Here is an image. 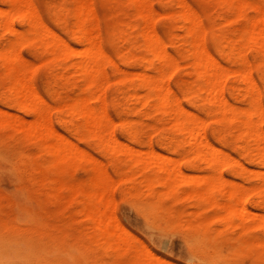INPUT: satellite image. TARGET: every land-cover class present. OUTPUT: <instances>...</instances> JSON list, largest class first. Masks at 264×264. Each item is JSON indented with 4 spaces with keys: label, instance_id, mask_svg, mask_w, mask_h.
Masks as SVG:
<instances>
[{
    "label": "rangeland",
    "instance_id": "1",
    "mask_svg": "<svg viewBox=\"0 0 264 264\" xmlns=\"http://www.w3.org/2000/svg\"><path fill=\"white\" fill-rule=\"evenodd\" d=\"M24 1L27 3L28 0ZM76 1L77 0H29L28 4L32 5L35 10L34 12L37 13V19L39 17L38 21H41L40 25L42 24L44 28H48L49 31L51 30L54 32V34L61 38H59L61 41L64 39V42L72 48L79 49L82 48L81 42L76 39L73 33L74 22L76 20L74 17V13L76 12L74 5H77ZM78 1L84 2V0ZM133 1L134 0H85L87 4H91L94 13V16L91 13L88 14V19L90 21L87 20L86 27L89 30H93L91 31L93 36L94 33H97V35L95 34V41H98L99 50L101 52L104 51L103 53L105 54L104 56L102 53V59L101 57L99 59L95 58L93 61L96 63V60H99L97 66H99L100 71L104 72L106 76H104V73L102 74L106 81L104 82L103 77L102 80L104 84L101 80V88L103 87V90H100L101 93L99 94L102 96V99L99 96V100L101 99L100 101L103 103V107L98 106L101 105L98 98L89 100V105L96 110L97 115L103 116L102 110H104L106 117H108L107 119H109L111 123L106 127L108 135L110 134L118 140V142H124V144L135 148L140 147L141 149H148L149 147L147 148V146L150 143V148L153 147L154 149H152L155 152L178 159L177 162L180 161L178 163L179 168L181 170L184 169L183 171L185 172L187 170V173L205 175L210 172V169L204 162L198 160L194 161L191 156H186L187 158L182 157L185 156V147L179 140L180 135L174 130L171 124L163 122L166 121V118L164 119L162 113L153 106L154 102L150 101L148 105L144 104L143 106V103L136 101L138 100L137 98H139V95L140 97L145 95L147 89L139 84V80L135 77V72H146L149 76H158V62L155 61L154 65L150 66L145 59L146 51L144 47L140 45V32H142L143 26H149L146 25V21H148L147 24L152 22L150 20L145 21V18H149L146 14L148 13L151 20H153L152 29L154 28L153 30L155 32H152L160 39L161 46H163L165 52L170 55L176 63L173 68L174 70L172 69L173 71L171 70L172 72L169 75L167 74V79L165 78V80H167L165 81L166 85H169L168 88L170 91L173 90L171 92L172 96L176 101L178 100L177 102L180 105L177 104L180 107L182 106L184 110H187L193 115L195 114L194 116L200 118L202 123L203 121L205 122L202 124L203 132L202 127L201 132L205 137L204 139H207V142L210 141L209 143L220 148L222 152L230 157L232 162L237 161V165L241 163L239 166H235L232 163H228L229 165L227 163H221V166L219 167L220 174L222 175L221 177L225 181L229 179L230 183L235 184L237 187H246L249 191H251L250 188L252 189V186L254 189L257 188V186L259 187L262 182L256 177L255 172L257 170L263 172L264 165H261L258 162V164H256L255 160H258L256 158H254L255 160L251 158L253 155L251 142L241 138L243 134L242 129L239 130L238 127V129L236 127L232 128V124L229 121L219 120L215 115L208 114L207 109L209 105L205 108L207 103L202 97H199L200 99L197 97L199 96L198 91H196L198 88V84L196 83L197 78L189 67L191 63V59L187 58L189 45L186 36L184 35V23L180 20L178 14V9H180L178 6V0H146V2L148 1L147 6L146 4H143L146 6L145 13L144 6L142 10L144 16H147L143 18L145 22L142 21L143 13L141 14L138 13L139 11L137 12L136 2ZM180 1L183 3L184 0ZM73 2H75V4H73ZM184 2L186 3V7L189 6L191 11L194 10L193 13L195 12V16H198L196 19L199 20V23L197 21L196 24H200L202 27L203 32H199L201 35L203 34V39L199 34L198 37L200 38L196 37L200 39V43H198L201 45L202 42L203 46H201L204 47L205 51L211 56V58L215 59L221 69L224 67L223 70H227L228 74L230 72L232 73L235 69V71H237L239 66H241L239 65L240 61L238 60L239 53H242V55L244 54L243 56L246 58L247 63L252 66L250 67V75L255 86L252 97H255L256 91L258 96L256 95L255 99H258V103L261 106L260 108L264 111V77H262L264 76V51L257 46L256 48L253 47L246 41H242L243 39H246H241L242 37L239 36L246 23L251 18H255L258 15L254 12L255 8L252 5H256L259 9L261 8V27L264 29V0H239V2H243V4L247 3V5L241 10L243 14L241 13L239 16L240 18L236 19L233 17L232 7L228 2L225 4V0H185ZM36 4H39V7L33 6ZM7 6L6 0H0L1 9H5ZM88 8L90 9V6ZM2 18L3 16L0 13L1 22ZM10 21V23H12V28L15 29L16 32L19 31L17 36L20 39V43L18 42L16 34L14 35L13 32L11 33V30H2L0 26V51H4L12 44L13 47L14 43L18 42V45L15 44L17 50L15 46L14 50L19 51V53L17 52L18 57L19 55L22 57V60L19 62L23 63V65L27 62V65L25 64L24 67L26 66L25 71L28 72L23 71L22 76L24 77L23 79L25 83H28L30 87L32 86L31 91H33V95L36 96V100L39 101L40 99L39 102L36 101V106L43 110V117L47 118L45 115L49 113L47 119H49L52 128L58 134L61 133L60 135L62 137L73 141L79 152L85 151L91 155L89 156L92 157L95 162L102 163V169H105L104 172L107 173V177L109 180H112L110 185H107L109 187L108 195H110L109 198L112 200L109 208V213L113 216L111 217L113 219H111L112 222L116 220V224H120V226L128 232L129 236L131 234L132 237H135V240L137 239V241L134 240L135 243L140 245L143 244L145 247H142L154 254L157 259H166L171 264H187V261L190 259L195 261V264H224V262L225 264H242V262L243 264H259V261L256 260L253 253L254 249H252L253 255H251V252L250 254L244 252L245 254L242 253L239 256H234L231 253L233 250L232 247L236 244L237 246L240 245L238 249H242L246 247V242H256L264 239V229L262 227H255V229H252L254 227L253 224H251L252 221H250V223L249 221H245L246 226L243 224V228L242 223L244 222H239L241 220L237 219L232 221L230 226L225 227L226 225L224 224L229 225V223L220 222V208L218 210L216 207L198 206L200 202L193 201L189 195V198H187V196L183 198L182 195L185 196V193L178 197L175 195L168 196V198H165L166 196L162 197V194L160 193L165 194L168 189L157 185H154L156 190L153 185H140L144 189H140L142 194L139 195V197L134 195L133 190L131 194H124V186L117 184L120 179L119 168L120 171H125L126 167H129V161L124 159L122 155H116L115 157L110 155V152H108L109 150L106 151L98 140L85 135V132L83 131L84 129L81 127L79 120L69 117L63 108L58 111V107L65 106L70 99L72 100L73 98H76V96L79 98L84 95L81 91L84 89L85 79L79 75L74 76V74H72L73 71L71 69V64L74 63L75 59L72 57H60L45 50L39 41L33 39V28L22 22L19 15L14 14ZM123 25H126L124 27L126 30L120 32L119 29ZM198 29H200L199 26ZM52 32L48 33L51 34ZM211 33H213V35H211L212 38L210 37ZM230 42L232 43L228 44ZM234 47L236 54L234 51L232 52L236 56L240 48L237 57L233 53H230V48L233 49ZM225 48H227V51ZM133 54L134 57L130 59V56ZM93 61L92 65L95 66L96 64ZM19 62L14 64L15 67L24 70L23 65L21 63L19 64ZM100 62H102V67L100 66ZM254 65L256 66L254 67ZM116 68L122 70L123 73L128 75L130 80L120 82L122 73ZM259 72H263V75L261 76ZM231 73L229 75L224 73V75H226L224 78L223 75H221L220 80L221 83L223 82L220 84L222 91L221 95L233 109H247L249 107L248 105H250V99L245 92H242L244 91L243 87L245 86V83L237 77V74ZM61 74H65L66 76H61ZM260 76L262 77V80ZM13 81V76H7L4 73V66L0 59V110L8 115L1 114L5 118L6 116H9L10 120H16L18 116V118L20 117V120H25V122L29 120L30 122L32 120V113L30 110L22 108ZM192 86L194 90L192 89ZM185 89L187 90L185 91ZM131 92H134L133 94L136 96ZM127 93H131L129 97L133 95V99L136 100L132 101V97L129 98L128 96L126 97L123 95H128ZM244 94L246 96L243 98ZM20 100L22 101V97H20ZM56 107L57 109H55ZM126 110L128 111L126 112ZM105 114L103 117H105ZM120 119H124L123 121H125L127 126L133 124L131 125L132 127L135 125L136 133L134 132V128L132 129L130 126L127 127L124 125V122L121 124ZM23 121L20 123L24 124L25 122ZM11 125L6 126L0 124V264H2V260L3 264H16L17 262V264H67V262L68 264H80L81 260H83L81 264H85V262L88 264V262L90 263L91 261L93 262L97 260V263L99 264H114V261H112L113 259L108 260L104 257L96 258L94 254H90L83 248V244L81 245L87 237L94 235L93 225L88 222L81 211V203L79 200H82V197L77 199L74 190L60 189V186L58 185L56 189L54 188L55 190L51 189L53 186H50V184H52L51 180L55 177L56 173L54 167L49 165L45 166L43 171H46L48 176L46 181L42 182L39 178L37 179V177L33 175L32 164L35 160L39 158L45 161L47 158L42 140L30 136L28 138V136L24 135L19 129L17 131L16 128V131H14L15 129H13V126L10 127ZM127 128H129L131 132L126 131ZM260 128L264 130V121L260 124ZM231 129H234V131ZM231 132H234L235 134ZM239 132L241 134H239L238 138L237 133ZM128 133L131 134V137H129L130 135ZM45 134L47 135V133H44V135ZM75 136L77 138H82L77 139ZM240 138L241 141L239 142L238 139ZM173 140L177 143L179 142L180 145L176 146L175 143H172ZM172 144L174 150L168 151L171 149L170 147ZM238 147L239 149H237ZM241 147L246 153L240 150ZM176 152H178V154ZM180 152L182 153V156ZM248 154L251 157H248ZM150 172H153V170ZM91 177L92 171L89 164H81L74 161L73 166L71 164V167L63 180L68 183H80L82 184L81 187L84 190H87V188L91 186L87 185L90 182ZM137 178L140 179L141 176L138 175ZM140 186L138 185L139 188H141ZM227 188L228 185H224V188H222L223 190L216 193V198L220 200V202L227 201ZM149 190L156 191V193H159L157 195H160V197L164 199L162 202L164 209H168L167 207H169V209L179 208L176 210H181L180 212L183 211L188 214L189 211H191L192 214V212L194 213V211L197 210L201 214H199V218L193 219L194 225H192L195 226L202 223V227L197 230V232L195 227L191 228V230L193 228L195 229L192 230V233L189 231V234L191 233L189 240L186 239L188 243H184L183 240L173 237L170 242L172 254L162 252L157 245L164 242L162 238H166L172 233H181L184 235L183 237L186 238L185 229L176 223L166 222L164 219L165 216L163 215V219L155 220L148 218L147 211L149 210V207L147 206V202L151 201L152 194ZM248 194L245 197V209L252 214L256 213V216L257 214L258 216H264V206L256 207L257 201L260 200L258 197L259 195L254 191H251V193L249 192ZM179 197L180 199H178ZM133 200L140 209V213L138 214L131 209H128L125 203L126 201ZM142 203L145 204L143 205ZM193 203L198 207L196 208ZM142 211L143 214H141ZM200 217H202L201 220ZM212 217H214L213 220ZM238 224L239 228L237 229ZM120 226H118L119 229H121ZM218 231L220 232L218 233ZM221 232L224 233L221 234ZM230 236L232 239L229 243L222 240L223 238L226 239V237L230 238ZM220 239L223 242L225 241L226 244ZM11 246H13V248ZM65 246L68 249L66 253ZM237 246L235 248H237ZM7 249L9 250V253H6ZM68 251H70V255L67 254L69 253ZM74 251H79L77 252L78 255L81 252L82 255L80 254V257H82V259L76 256L77 253ZM61 254L63 256H61ZM64 254H66L65 257H67V261L63 258ZM45 255L48 257L46 256L45 258ZM10 256L13 258L12 261ZM91 256L92 258L94 257V259H92ZM14 259L15 262H13ZM63 259L64 262L62 261ZM85 259L89 261H84ZM92 262L90 264H92ZM97 263L95 262V264ZM140 263L143 264L142 262ZM140 263L133 261L129 262L128 256H126L122 262V264Z\"/></svg>",
    "mask_w": 264,
    "mask_h": 264
},
{
    "label": "bare ground",
    "instance_id": "2",
    "mask_svg": "<svg viewBox=\"0 0 264 264\" xmlns=\"http://www.w3.org/2000/svg\"><path fill=\"white\" fill-rule=\"evenodd\" d=\"M184 1H183V3H184L183 4L180 0H178V3H179L178 6L180 8V9H178V14H179L180 20H182V22L184 23V26H183L185 28L184 29L185 30L184 35L186 36V39H187V42L189 45L188 50H187V58L191 59V63L189 65V67L197 78L196 83L198 84V88L196 91H198L199 96H197V95L196 96L198 98L202 97L203 100L207 103V106H205V108L208 107V105H209V107L207 109L208 114L215 115L216 118L219 120L229 121L232 124V128L238 127L239 130L242 129L243 134H242V137H241V135H240V137L243 140H248L251 142V148H252L251 150L253 152V155L251 157L248 154V157L253 158V160H255L254 158H256L258 160V161L255 160L256 164L259 163L261 165H264V130H262L260 128V124L263 123V121H264V118H263L264 111L260 108L261 106L258 103V99L257 100L255 99L256 95L258 96V93L256 94V91H255V97L254 98L252 97L253 92H254V87H255L254 81L250 75V69H251L250 67H252V66H250L247 63L246 58L243 56L244 54L242 55V53H239V50H240V48H239V50H238V53H239L238 58L239 59L238 60L240 61V63L239 62L238 63L241 66H239V69L237 68L238 69L237 71H235L236 69L234 70L236 73L234 71H233L234 73L233 72L232 73L237 74V77H239L241 79V81L243 83H245L244 84L245 86L244 87L242 86L244 88V91H242V92H245V94L249 96L248 98L250 99V101H249L250 105H248L249 107L247 109H244V110L233 109L232 106L222 97V95H221L222 91H221V87H220L221 86L220 84L223 83V82L221 83V80H220L221 75H223V78H224L226 75H229L231 72L229 71L230 73L228 74L227 70L226 71L223 70L224 69L223 66H222L223 68L221 69L220 65H218V63L215 61V59L211 58V56L205 51L204 47H202L203 46L202 42H201L202 46L199 44L200 39H198V38H200L202 36V39H203V34L201 35L199 32V31L203 32L202 27L200 26V24H196L197 21L199 23V20L196 19V17H198V16L197 15L195 16V14H194L195 12L193 13L194 10L191 11L189 9V6L186 7V5H185L186 3ZM6 2L8 5L7 8H5V7H4L5 9L0 8L1 9L0 13L3 16L2 22L0 21V26H1L2 30H4V29L9 30V31L11 30L10 32L11 33L13 32L14 35L16 34V36H17V33L19 31L16 32L15 29L12 28V25H11L12 23H10L11 17H13L14 14H17L21 17L22 22L26 23L29 27L33 28V33H32L33 39L39 41L45 50H48V51L52 52L54 55H58L60 57H70V58L72 57L75 59L74 63L71 64L72 65L71 69L73 71V73H72V71H71V73L74 74V76L79 75L85 79V83H84V87H83L84 89L82 88L83 91H81L84 95L80 96V94H79V96H80L79 98H78V96H76V98H73L72 100L69 98L70 101L65 106L60 107V108L58 107V111L61 110V108H63L66 111V113L69 115V117L79 120L81 123V127L84 129L83 131L85 132V135L87 137H92V138H95L96 140H98L99 143L102 145V147H104V149H106V151L109 150L108 152H110V155H112L114 157L116 155H122L124 157V159L129 161V163H128L129 167H126L125 171H120V168H119L120 179H119L117 184L124 186V191H123L124 194H129V193L131 194L132 190H133L134 195L139 197V195L142 194V191H140V189L141 190L144 189L140 185H148V186L153 185V187H154V185H157L159 187L160 186L166 187L168 189L167 192L165 194L160 193V194H162V197L166 196L165 198H168V196H171V195H175L178 197L179 195L185 193V196L182 195L183 198L186 196H187V198H189L188 197V195H189L193 201H196V202L199 201L200 202L199 204L197 203L198 206H211L214 208L216 207L218 210L220 208V218H219L220 222L229 223V225L224 224V225H226L225 227L230 226V223H232V221L238 219V220H241L239 222H244V223H242V226H243V224L245 225V221H249V223H250V221H252L251 224H253V226H254L252 229H255V227H262L264 229V216L263 215L258 216V214L256 216V213H253V214L250 213L249 211H247L245 209V206H244L245 197L247 196V194L249 192L251 193V191L252 192L254 191L255 193H257L259 195L258 197L260 198V200L257 201V203H256V207L257 206L258 207L264 206V171L262 172V171L257 170L255 172L256 177L258 179H260L262 183L259 187L257 186V188H255V189L252 186V189L250 188L251 191H249V189H247L246 187L245 188L237 187V186H235V184L230 183L229 179L225 181L221 177L222 175L220 174L221 172H220V168H219L221 166V163H223V164L224 163L225 164L226 163L227 164L232 163L233 165L236 166L238 164V162L237 161L232 162L230 157L227 154H225L224 152H222L220 150V148H217L216 146L209 143L210 141L207 142L206 141L207 139H204L205 137L202 134V132H203L202 124H204L205 122L203 121V123H202L200 118L194 116L195 114L193 115L190 112H188L187 110H184V108H182V106L180 107L179 106L180 104L177 102L178 100L176 101V99L172 96L171 92L173 90L170 91V89L168 88L169 85H166V83H165V81H167V80H165V78L167 79L166 76H168L174 70L173 68L176 65V63H175V60L165 52V50L163 49V46H161L160 39L156 36V34H154L152 32V31H154L153 30L154 28L152 29L153 20H151L150 15L148 13H146L147 16H149V18L147 16H144L145 7L147 6L148 1L146 2V0H134L133 2H136L137 12L139 11L138 13H141V14L143 13V11H142L143 6H144L143 4H146V6H144V13L142 14V21L143 22H145L146 20L152 21V22H149V24H147L148 21H146V25H149L148 27L143 26V30H142V32H140V34H141L140 35V38H141L140 45L143 46L145 51H146L145 52L146 53L145 59L150 66H153L155 61L158 62V66H157L158 76H155V75L149 76V74H146V72L145 73H142V72L136 73L135 72V77L139 80V84L144 86L145 89H147V92L145 93L144 96L142 95L143 97L142 96L140 97V95H139V98H137L138 96L136 97L138 100L140 99L139 101L136 99H133V95L136 96L135 94H133L134 92H131L133 95L130 97H132V99H131L132 101L136 100L137 102L143 103L142 104L143 106H144V104L148 105V103L150 101L154 102L153 106L158 111H160V113H162L164 119L166 118V121H163V122H167V124H171L172 127L174 128V130L180 135V139L179 138L178 139L181 141L182 145L185 147V149H184V151H185L184 155L185 156H182V153L180 152L181 156L183 158H185L186 156L187 157L191 156L192 160H194V161L198 160V161L204 162L206 164V166L210 169V172L208 171L209 173H206L205 175H201V174L199 175L196 173H187V170H186V172L183 171L184 169L181 170L179 168V164H178L180 161L177 162L178 159H174L170 156H165V155H162L160 153L155 152L153 150L154 149L153 147H152L153 149L150 148L151 146L149 145L150 144L149 142H148L149 144L147 146V148L149 147L148 149H143V148L141 149L140 147L135 148V147H131L129 145L124 144L123 141H122L123 143L118 142V140H116L110 134L108 135V131H106V127H108V125L111 123H110L109 119H107L108 117H106L104 110H102V111H103V116L105 114V117H103L102 115H97L96 110L91 108L89 105V100H91V99L93 100L95 98H98V100H99V96L102 99V96L99 94L101 93L100 90L101 91L103 90L102 89L103 87L101 88V86H102L101 80L105 76V73L101 72L99 66H97L99 60L98 61L96 60V63L93 61V59H95V58L99 59L104 51L101 52L99 50L100 48L98 46L99 45L98 41H95V34L97 35V33L93 32L94 33V36H93L91 33V31H93V30H89L86 27L87 20H89L88 14L91 13L94 16V13L92 11L93 7L91 8V4H87V2H85V0H84V2H80L77 0L76 1L77 5H74L75 6L74 8H76V12L74 13V17L76 20L74 22L73 33H74L76 39L79 40L81 42V45H82V48L75 49V48H72L67 43H65L64 39H63V41H61L60 40L61 38L58 37L56 34H54V32H52L51 30L49 31L48 28L47 29L44 28L42 24L40 25L41 21H38L39 17L37 19V16H38L37 13L34 12L35 10L32 7V5L28 4L29 0L27 1V3L24 0H6ZM226 2H228L233 9V17L235 19L240 18L239 16L242 13L241 10H243L244 6L247 5V3L243 4V2H239V0H225V4H226ZM73 4H75V2H73ZM88 5L90 6L91 10L88 8L89 7ZM252 6H254L255 9L254 8H252V9H254V12H256L258 15L255 18H251L246 23V25L244 26V28L241 32V35H239V36L242 37L241 39H243V38L246 39V40L243 39L242 41H246L248 44L252 45L253 47L256 48V46H257L259 49L261 48V50L264 51V29L261 27V19H262L261 18L262 17L261 11L262 10H261V8L259 9L258 7H256V5H252ZM135 10H136V6H135ZM141 14H140V16H141ZM166 14H168V13H166ZM145 17H147V18H145ZM143 18H145V21L143 20ZM175 21H176V19H175ZM143 25H145V24H143ZM125 26L126 25H123L119 29V31L120 32L125 31L126 30L124 28ZM198 26L200 29H198ZM141 28H142V25H141ZM30 31L32 32L31 29H30ZM48 32H52L53 34L52 33L50 34ZM205 32H206V30H205ZM98 34H100V33H98ZM199 34H200V37H198ZM211 35H213V33L210 34V37H211ZM196 37H198V38H196ZM25 38H26V36H25ZM30 40H28V41H30ZM18 42L20 43L19 37H18ZM18 42L14 43V46H15V44L18 45ZM232 42H230L228 44H231ZM235 44H237V43H235ZM12 45L9 48L5 49L4 51L3 50L0 51V59H1L3 66H4V73L7 76H13L15 91H16V94L19 96V101L21 102L22 108H26V109L31 111L32 120L30 119L31 120L30 122L28 120L27 121L28 123H27V122H25V120L24 121L20 120V117L18 118V116H17L18 121H17L16 117H15L16 120L11 119V120H14V121H11L9 119V116H6V118L4 116H2L1 113H3L4 115L6 113L1 112L2 110H0V114H1L0 115V124L6 125V126L12 124L10 127L13 126V129H15L14 131H16V128H17V131L19 129L24 135H27L28 138L30 136L32 138H35V139L37 138V139L42 140L43 147L45 149V153H46L47 158L45 161L41 160L39 158H37L35 160V162L32 164L33 165V170H32L33 175L36 176L37 179L39 178L42 182L46 181L48 179V176H47L46 171L45 172L43 171L45 169V166L49 165L51 167H54L56 173H55V177L51 180L52 184H50V186L53 185L51 189L55 190L57 188V185H58V186H60V189L74 190L77 199L79 197H82V200H79V202L81 203V211H82V214L88 220V222H90L93 225L94 235L91 237L86 236L87 239H85L84 242L81 243V245L83 244V248L85 250H87L90 254L91 253L94 254V256L96 258L104 257L105 259H108V260L113 259L112 261H114V264H122L123 259L126 256L129 257V262L133 261V262H138V263L142 262L143 264L144 263L154 264V261H155V259H157V257L154 254H152L151 252H149L146 248H143L142 246H144V245L141 242L140 243L142 245L135 243V241H137V239L135 240L134 236H133L134 237V239H133L131 234L129 236L128 232L126 230H124L120 226V224H118V225L116 224V220H114V222H112L113 219L111 217H113V216H111L110 215L111 213H109V208H110L112 200L109 198V196H110V195H108L109 194L108 193L109 187L107 186V185H110V182H112V180H109V178L107 177L108 176L107 173L104 172L105 169H102V163L95 162V160L92 159V157H90L91 155L88 154L87 152L83 151V150H82L83 152H79L76 148L77 147L76 144L73 141H71L70 139L68 140V139L62 137L60 135L61 133L58 134L52 128L51 122H49V119H47L49 117V113L45 115V116H47V118L43 117V110L36 106V101H38V100H36V96L33 95V93H32L33 91H31L32 86L30 87L28 83H25V81L23 79L24 77L22 76L23 71L26 70L25 69L26 66L24 67V65L25 64L27 65V62L24 61L25 62L24 65H23V63L19 62L20 60H22L21 59L22 57H20V55H19V57H20V59H19V57H18L19 51H16L17 46H15L16 50H14V46L12 47ZM234 49H235V47L233 49L230 48V50H231L230 53H233L232 51H234V53H235ZM225 50L227 51V48H225ZM228 50H229V47H228ZM100 52H101V54H100ZM117 53H119V52H117ZM238 53H237V56H238ZM240 54H241V56H240ZM103 55L105 56L104 53H103ZM263 55H264V53H263ZM133 57H134V54L130 56V59ZM101 59H102V57H101ZM92 61L96 64L95 66L92 65ZM234 61H236V60H234ZM18 62H19V64L21 63L23 65L24 70H20L21 68L15 67L14 64L18 63ZM90 62H91V64H90ZM110 62H111V60H110ZM230 62H231V60H230ZM101 63L102 62H100V66L102 67ZM234 64H236V63H234ZM256 65H254V67ZM20 67H21V65H20ZM232 69H231V71H232ZM117 70L120 73H122L121 74L122 77H121L120 82L130 80L128 75L123 73L122 70H120V69H117ZM117 70H116V72H117ZM29 71H30V69H29ZM25 72H28V71H25ZM103 73H104V76L102 75ZM224 73H226V75H224ZM262 73H260L261 76L263 75ZM62 75L66 76L65 74H61V76ZM105 77L103 78L104 82L106 81ZM262 77H264V76H262ZM262 77H261V80H262ZM131 78H132V76H131ZM223 78H222V80H223ZM103 80H102V82H103ZM104 82H103V84H104ZM132 89H134V88H132ZM192 89L194 90L193 86H192ZM255 89H257V88H255ZM186 90L187 89H185V91ZM135 93H138V92H135ZM127 94L128 95H126V94H123V95H125L126 97L127 96L129 97L130 94L129 93H127ZM196 94H197V92H196ZM245 94L243 95V98H244V96H246ZM185 95H187V94H185ZM69 96H71V95H69ZM20 97H22V101L20 100ZM39 101H40V99H39ZM41 101H43V100H41ZM44 104H45V102H44ZM98 106L103 107V103L101 102V105H98ZM55 109H57V107ZM126 109H127V107H126ZM100 110H101V108H100ZM97 111H99V110H97ZM127 111L128 110H126V112ZM262 111H263V113H262ZM122 114H124V113H122ZM6 115H8V114H6ZM10 115H12V114H10ZM55 119H56V117H55ZM123 120H121V124H123V122L125 123V121H123ZM168 120H169V123H168ZM22 121L25 123L24 124L20 123ZM124 125L127 126L126 123ZM131 125H133V124H131ZM131 125H129V126L131 127ZM129 126H127V127H129ZM134 126H132L131 128L132 129L134 128V130H135L134 132L136 133V129H135L136 127H134ZM201 127H202V132H201ZM231 130L234 131V129H231ZM126 131H130L129 128H127ZM240 132L237 133L238 138H239V134L242 133V132L241 133ZM44 133H47V135L46 134L44 135ZM231 133L235 134L234 132H231ZM132 134H133V132H132ZM129 135H130L129 137H131V134H129ZM77 137H78V135H77ZM129 137L127 136L128 139H129ZM79 138H82V137H79ZM79 138H77V139H79ZM172 138H174V137H172ZM241 138L238 139L239 142L241 141ZM178 139H177V141H178ZM135 140H136V138H135ZM174 141L175 140H173L172 143H175L176 146L180 145L179 142H178L179 143L178 144L176 141L175 142ZM173 147L174 146L172 144V146L170 147L171 149L168 151L174 150ZM186 147H187V150H186ZM180 149H183V148H180ZM237 149H239V147ZM242 149L243 148L241 147L240 150L243 152L244 149L243 150ZM244 152L246 153V151H244ZM176 153L178 154V152H176ZM249 153H250V151H249ZM12 155H13V153H12ZM232 158H234V157H232ZM250 160H252V159H250ZM74 161H76L77 163L90 165V169L92 171V177H91V179L89 178L90 182L87 185H91V186H89L87 188V190L86 189L84 190L81 187L82 184H80V183H68V182H65L63 180L64 177L66 176V174L68 173V170L71 167V164L73 166ZM233 161H234V159H233ZM239 165H237V166H239ZM152 170H153V172H150ZM16 171H17V169H16ZM138 175L141 176L140 179L137 178ZM240 181H241V179H240ZM112 185H113V183H112ZM138 185L141 188H139ZM224 185H228V188H227L228 190L226 191L227 192L226 193L227 201L220 202V200H218L216 198V193L219 192L220 190H223L222 188H224ZM154 189L156 190L155 187H154ZM149 191H151L152 194H151V201L147 202L148 203L147 206L149 207L148 208L149 210L147 211L148 218L158 220V219H163L164 218L163 216H165L164 219L166 222L176 223V224L180 225V227L185 229L186 239H188V240H189L190 234L192 233V230H194L196 228L195 230L197 232V230H199L202 227V223H199V224L193 226L194 225L193 219L199 218V216L201 215L199 211L195 210L194 213L192 212V214H193L192 215L191 211H189V214H188V213L183 212V211L180 212L181 210H176L179 208H174V209L170 208L169 209V207H167L168 209H164L163 204H162L164 199H162V197H160V195H157L159 193H156V191H153V190H149ZM186 192H187V194H186ZM178 199H180V197ZM142 204L144 205L145 203H142ZM112 205H113V203H112ZM193 205H194V203H193ZM141 214H143V211L141 212ZM218 216H219V214H218ZM144 218H146V217H144ZM201 218L202 217H200V220H201ZM213 218L214 217H212V220H213ZM254 221L256 224L254 223ZM118 226H120L121 229H119ZM242 226H241V228H242ZM192 227H195V228H193L191 230ZM238 228H239V224H238L237 229ZM243 228H244V226H243ZM117 230H120V231H117ZM214 230H212V231H214ZM219 230H221V229H219ZM189 231H191L190 234H189ZM219 232L220 231H218V233ZM216 233H217V231H216ZM222 233H224V232H221V234ZM221 234H220V236H221ZM231 239L232 238L230 236V238L226 237V239L223 238L222 240H225L226 243H229L231 241ZM192 240H193V238H192ZM225 241L224 242L222 241V242L225 243ZM41 246H42V244H41ZM66 246H67V244H66ZM66 246H65V248H66ZM236 246H237V244L234 245V247H232V249H233L231 251L232 255L239 256L240 254H242L244 252L246 254H250V252H251V255H253L252 249H254L253 253L255 255L256 260L259 261V264H264V239L258 240L256 242H254V241L253 242H246V245H245L246 247L242 248V246H241L242 249H238L240 245H238L237 248H235ZM11 247L13 248V246H11ZM0 248H1V244H0ZM14 248H15V246H14ZM143 249H144V251H143ZM67 250L68 249L66 248L65 253L67 252ZM68 252L69 253H67V254L70 255V251H68ZM74 252H76V251H74ZM77 252H79V251H77ZM6 253H9L8 249L6 250ZM20 254H21V252H20ZM80 254L82 255L81 252H80ZM80 254L78 255V253H77L76 256L80 257ZM65 255L66 254H64L63 258H65L67 261V257H65ZM83 255H84V253H83ZM46 256L47 255H45V258H46ZM61 256H63V255L61 254ZM74 257H75V255H74ZM8 258H9V256H8ZM10 258H11V256H10ZM91 258H92V256H91ZM80 259H82V257H80ZM92 259H94V257ZM12 260H13V258H11V261ZM86 260L87 259H85L84 261H86ZM62 261L64 262V259ZM82 261L83 260H81V263H82ZM87 261H89V260H87ZM97 261H93V262L91 261V262H92V264L93 263L95 264V262L97 263ZM1 262L3 264V260ZM13 262H15V259ZM90 263L88 262V264H90ZM67 264H68V262H67ZM85 264H87V262H85ZM97 264H99V263H97ZM169 264H171V263L169 262ZM224 264H225V262H224ZM242 264H243V262H242Z\"/></svg>",
    "mask_w": 264,
    "mask_h": 264
},
{
    "label": "snow or ice",
    "instance_id": "3",
    "mask_svg": "<svg viewBox=\"0 0 264 264\" xmlns=\"http://www.w3.org/2000/svg\"><path fill=\"white\" fill-rule=\"evenodd\" d=\"M36 7H39V4L33 5ZM128 209H131L132 211L139 213L140 209L133 201H126L125 202ZM173 237H176L178 239H181L184 241V243H187V240L181 233H172L166 238H162L164 240L163 243L158 244L157 246L161 249L162 252L167 254H172V247L170 246V242L172 241ZM154 264H169V262L166 259H155ZM187 264H195V261L188 260Z\"/></svg>",
    "mask_w": 264,
    "mask_h": 264
}]
</instances>
